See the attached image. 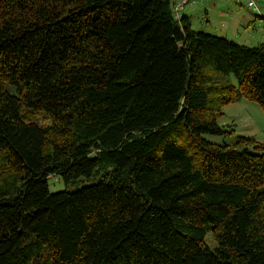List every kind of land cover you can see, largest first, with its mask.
I'll return each mask as SVG.
<instances>
[{"label":"trees","instance_id":"obj_1","mask_svg":"<svg viewBox=\"0 0 264 264\" xmlns=\"http://www.w3.org/2000/svg\"><path fill=\"white\" fill-rule=\"evenodd\" d=\"M173 4L0 0V264H264V143L205 138L264 107V41Z\"/></svg>","mask_w":264,"mask_h":264},{"label":"rangeland","instance_id":"obj_2","mask_svg":"<svg viewBox=\"0 0 264 264\" xmlns=\"http://www.w3.org/2000/svg\"><path fill=\"white\" fill-rule=\"evenodd\" d=\"M236 1L237 0H218L214 5L212 11L213 15L209 18L207 13L209 8L207 9L202 5L203 0H197L192 4L194 5L192 15L189 14L191 18L194 16L198 23L195 25L193 24V28L205 30L219 36L222 35L248 46H258L264 41V19H260L258 22H256V20L253 21L252 19L255 17L257 11ZM259 3L262 6L264 0H259ZM222 12H227L228 14L221 17ZM236 19H244L245 24L237 29V24L234 23ZM209 21L210 27L208 26ZM216 78L221 82L237 83V79L232 73L229 75L217 74ZM223 111L224 113L218 118V123L224 127V129L231 132L223 134H206V139L217 144H231L238 140V136L248 135L264 143L263 106L243 97L226 104L223 107ZM42 118L43 116L41 115L39 119L42 120ZM48 183L51 191L74 190L76 188L75 186L67 184L61 176L56 177L55 175H51L48 178ZM85 184L90 183L86 182ZM207 237L211 242L209 244L216 243V241L212 239L211 234H208Z\"/></svg>","mask_w":264,"mask_h":264},{"label":"crops","instance_id":"obj_3","mask_svg":"<svg viewBox=\"0 0 264 264\" xmlns=\"http://www.w3.org/2000/svg\"><path fill=\"white\" fill-rule=\"evenodd\" d=\"M217 1L218 0H203V4H202V2H201V4L203 5V6H205L207 9L209 8V11L207 12L208 13V17L210 18L212 15H213V13H212V11H213V9H214V5L217 3ZM200 3V2H199ZM199 3H197V4H199ZM193 4V3H192ZM194 7V5H190V6H187L186 7V10H185V13H188V14H190V15H192V13H193V8ZM262 7V9L264 10V4L261 6ZM206 10V9H205ZM207 11V10H206ZM228 13L227 12H222V14H221V17L222 16H226ZM206 19H207V17H206ZM260 19H264V15H259V14H257L256 13V15H255V17L252 19L253 21L254 20H256V22H258V20H260ZM191 21H192V25L194 24H198L197 23V20H196V18L193 16V18H191ZM252 21V22H253ZM251 22V23H252ZM234 23H236L237 24V29L238 28H241L244 24H245V21H244V19H240V20H235L234 21ZM208 26L210 27V21H209V23H208Z\"/></svg>","mask_w":264,"mask_h":264},{"label":"built area","instance_id":"obj_4","mask_svg":"<svg viewBox=\"0 0 264 264\" xmlns=\"http://www.w3.org/2000/svg\"><path fill=\"white\" fill-rule=\"evenodd\" d=\"M174 4H173V13L174 16L176 18H180L181 17V12L182 9L185 8L188 4H192L194 3L196 0H173ZM240 1L242 3H244L245 5H247L248 7L254 9L255 11H257V13L259 14H263L264 10L262 9L259 0H237Z\"/></svg>","mask_w":264,"mask_h":264},{"label":"clouds","instance_id":"obj_5","mask_svg":"<svg viewBox=\"0 0 264 264\" xmlns=\"http://www.w3.org/2000/svg\"><path fill=\"white\" fill-rule=\"evenodd\" d=\"M196 1H197V0H196ZM196 1H195V2H196ZM188 5L190 6V5H192V4H188ZM257 14H258V13H257ZM262 15H264V12H263V14H262Z\"/></svg>","mask_w":264,"mask_h":264}]
</instances>
